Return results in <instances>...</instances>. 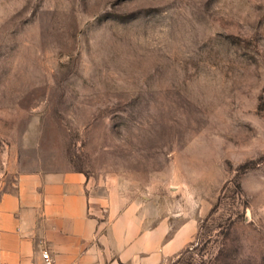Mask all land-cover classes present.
I'll list each match as a JSON object with an SVG mask.
<instances>
[{
    "label": "rangeland",
    "instance_id": "1",
    "mask_svg": "<svg viewBox=\"0 0 264 264\" xmlns=\"http://www.w3.org/2000/svg\"><path fill=\"white\" fill-rule=\"evenodd\" d=\"M64 172L264 264V0H0V199Z\"/></svg>",
    "mask_w": 264,
    "mask_h": 264
},
{
    "label": "crops",
    "instance_id": "2",
    "mask_svg": "<svg viewBox=\"0 0 264 264\" xmlns=\"http://www.w3.org/2000/svg\"><path fill=\"white\" fill-rule=\"evenodd\" d=\"M118 188H96L82 172L24 176L0 199V264H165L187 230L145 223Z\"/></svg>",
    "mask_w": 264,
    "mask_h": 264
},
{
    "label": "built area",
    "instance_id": "3",
    "mask_svg": "<svg viewBox=\"0 0 264 264\" xmlns=\"http://www.w3.org/2000/svg\"><path fill=\"white\" fill-rule=\"evenodd\" d=\"M42 264H55V260L48 250L43 251L42 253Z\"/></svg>",
    "mask_w": 264,
    "mask_h": 264
}]
</instances>
